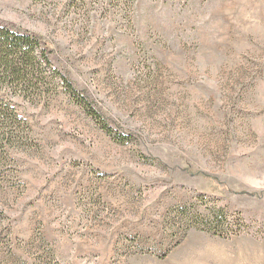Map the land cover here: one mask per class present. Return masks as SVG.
<instances>
[{
	"label": "rangeland",
	"instance_id": "obj_1",
	"mask_svg": "<svg viewBox=\"0 0 264 264\" xmlns=\"http://www.w3.org/2000/svg\"><path fill=\"white\" fill-rule=\"evenodd\" d=\"M127 15L0 0V21L41 36L131 136L116 141L62 88L14 100L31 147L0 176V264H264V0H133ZM202 196L241 232L176 236L168 211H203Z\"/></svg>",
	"mask_w": 264,
	"mask_h": 264
},
{
	"label": "trees",
	"instance_id": "obj_2",
	"mask_svg": "<svg viewBox=\"0 0 264 264\" xmlns=\"http://www.w3.org/2000/svg\"><path fill=\"white\" fill-rule=\"evenodd\" d=\"M78 1L86 5L89 0ZM132 2L106 0L108 6L121 9L125 15ZM61 88L108 135L118 142L130 140V135L113 131L88 97L65 73L53 67L48 43L41 36L0 21V176L12 164L13 151L31 147L30 126L14 100L21 98L29 103H37L41 99L47 101L60 93ZM200 199L206 203L203 211H199L194 203L175 206L168 211L166 223L176 236H183L189 229L206 231L220 237L241 232L240 223L228 219V213L223 207L209 203L207 199L205 201L203 196Z\"/></svg>",
	"mask_w": 264,
	"mask_h": 264
}]
</instances>
